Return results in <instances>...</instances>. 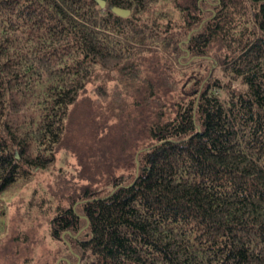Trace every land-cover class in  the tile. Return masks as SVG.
I'll return each instance as SVG.
<instances>
[{
    "label": "trees",
    "instance_id": "16d2710c",
    "mask_svg": "<svg viewBox=\"0 0 264 264\" xmlns=\"http://www.w3.org/2000/svg\"><path fill=\"white\" fill-rule=\"evenodd\" d=\"M67 141L60 263L264 264V0H0V206Z\"/></svg>",
    "mask_w": 264,
    "mask_h": 264
},
{
    "label": "rangeland",
    "instance_id": "374dc122",
    "mask_svg": "<svg viewBox=\"0 0 264 264\" xmlns=\"http://www.w3.org/2000/svg\"><path fill=\"white\" fill-rule=\"evenodd\" d=\"M73 133L81 138L82 128ZM71 143L67 141L58 150L56 161L46 170L2 194L0 264H55L65 255L64 243L51 233L55 205H67L86 182L79 176L84 169L78 153L81 149Z\"/></svg>",
    "mask_w": 264,
    "mask_h": 264
},
{
    "label": "water",
    "instance_id": "95a60500",
    "mask_svg": "<svg viewBox=\"0 0 264 264\" xmlns=\"http://www.w3.org/2000/svg\"><path fill=\"white\" fill-rule=\"evenodd\" d=\"M101 6H105L106 0H96ZM112 10L115 11L116 13H119L121 15H128L130 13L129 8H123L119 6H112Z\"/></svg>",
    "mask_w": 264,
    "mask_h": 264
}]
</instances>
